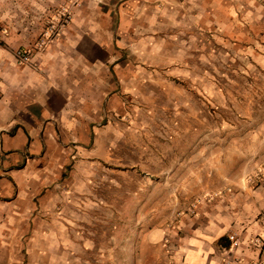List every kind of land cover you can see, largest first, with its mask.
<instances>
[{"label": "crops", "instance_id": "obj_1", "mask_svg": "<svg viewBox=\"0 0 264 264\" xmlns=\"http://www.w3.org/2000/svg\"><path fill=\"white\" fill-rule=\"evenodd\" d=\"M33 55L40 71L0 45L4 226L58 224L61 207L87 221L107 203L121 221L126 203L134 264H224L230 234L246 264H264L251 241L264 237V0H78ZM187 196L209 199L169 226L171 197Z\"/></svg>", "mask_w": 264, "mask_h": 264}, {"label": "rangeland", "instance_id": "obj_2", "mask_svg": "<svg viewBox=\"0 0 264 264\" xmlns=\"http://www.w3.org/2000/svg\"><path fill=\"white\" fill-rule=\"evenodd\" d=\"M77 1L0 0V33L10 32L31 40L22 46H13L0 40V45L5 46L17 64L40 71L35 55H33L34 51L40 50L38 45L44 47L58 39L66 27L60 26L62 15L65 12L70 14L72 5ZM198 32L202 33L203 30L198 28ZM210 33L207 32L206 36L211 37ZM18 50L30 51L33 63L31 66L20 63L16 59L15 52ZM262 172L264 173V166ZM62 198L66 197H60L61 200ZM158 198L162 199V197ZM207 199L209 197H171L172 208L167 216L168 219L166 218L167 223L173 227L178 225L182 219L194 217L198 212V203ZM62 203L66 204L65 200ZM105 205H94L87 221H83L82 216L88 213L82 214V207H78L80 212L75 214L81 219L74 220L72 224L66 221L68 214L66 207H61L59 210L62 215L58 224L50 220L42 223L41 226L6 227L2 222L4 215L2 217L0 212V264H100L99 258L94 255L100 246L98 241L103 244V238L108 239L115 235L118 237L116 241L107 240L105 247L103 246L108 253L112 251V257L103 260L102 263L134 264L129 256L130 252L136 250L133 243L137 238L136 217L138 212H134L130 204L125 203L122 215H119L122 220H115V213L110 211L111 205L108 203ZM157 209L156 206L155 219L162 220V213ZM48 217L50 214L43 216L44 219ZM256 220L264 223V210L257 213ZM86 241L89 242L88 245ZM108 241L111 242L108 243ZM251 241L252 245L264 250L263 236L252 237ZM238 245L239 238L236 234H230L220 242V258L224 264H246L238 254ZM115 251H119L125 258L115 260ZM247 264L262 263L257 260Z\"/></svg>", "mask_w": 264, "mask_h": 264}, {"label": "built area", "instance_id": "obj_3", "mask_svg": "<svg viewBox=\"0 0 264 264\" xmlns=\"http://www.w3.org/2000/svg\"><path fill=\"white\" fill-rule=\"evenodd\" d=\"M70 22V14L69 13H64L62 15V19L60 20V26L65 27L68 25ZM42 47V45H38V48ZM15 57L20 63L24 64H29L30 66L33 64L32 63V55L30 51H16L15 52Z\"/></svg>", "mask_w": 264, "mask_h": 264}, {"label": "trees", "instance_id": "obj_4", "mask_svg": "<svg viewBox=\"0 0 264 264\" xmlns=\"http://www.w3.org/2000/svg\"><path fill=\"white\" fill-rule=\"evenodd\" d=\"M223 240H224V238H221V239H220V242L223 241Z\"/></svg>", "mask_w": 264, "mask_h": 264}]
</instances>
